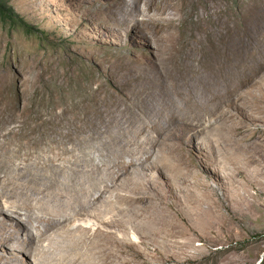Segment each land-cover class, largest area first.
<instances>
[{
    "label": "rangeland",
    "instance_id": "obj_1",
    "mask_svg": "<svg viewBox=\"0 0 264 264\" xmlns=\"http://www.w3.org/2000/svg\"><path fill=\"white\" fill-rule=\"evenodd\" d=\"M0 1L11 8L16 16L13 24L0 21V131L7 134L8 141L16 144V149L17 145L24 146L28 152L37 155L61 151V143L77 132L96 103L105 102L101 107L107 109V104L113 102L115 97H118V101L124 99L125 94L116 91V85H119L116 81L120 80L121 84L125 82L126 68L137 65L134 59L141 64L157 54L164 59L163 70L170 74L163 82L166 81V90L169 88V104L177 101L176 110L171 114L170 105H165V110L160 104L152 107L149 103L147 108L136 107L137 103L143 105L142 99L133 97L129 104L136 115H133L131 122L147 116L144 124L149 119L146 126L152 127L161 118L162 122L157 125H165L166 128L170 125L164 137L171 142L172 136H175L172 131L174 127L191 119L193 112L190 114V110L199 111L203 120L199 124L202 132L194 142L196 155L192 151L187 152L186 156L180 154L185 166L192 168L199 163L205 168L211 166L209 156L215 153L214 138H218L219 133L226 135L227 126L232 129L229 133L232 142L226 144L224 140H219L223 146L229 145V149L228 152L216 150L220 172L224 173L221 176L229 178L228 183L225 182L226 178L223 183L207 178L204 175L208 173H198L200 170L194 168L198 175L203 176V180L200 178L198 182L202 180L206 183L197 186L192 179L182 187L188 196L186 202L191 201L190 204L173 206L172 199L165 204L166 212L176 219L177 230L184 234L178 236V240L186 245L180 249L171 247L169 251H158L156 259L159 264H264V67L252 72L250 81H244L243 77L237 81V85H231L230 98L221 105L202 95L195 97L189 94L190 86L182 85L184 81L176 75L187 66H192L193 71L204 70L209 75L213 55L225 45L227 35L232 36L233 55L242 57L243 46L234 40L233 35L240 32L242 22L249 23L261 13L264 15V0ZM124 1L128 7L137 6L142 11L140 22L145 16L164 19L149 31L151 36L152 33L154 37L158 35L150 48L143 41L145 32L134 29L125 31L122 45L114 44L109 38L104 25L113 16L120 19L119 9L125 5ZM260 45L264 47V40ZM178 86H184L185 92L178 90ZM187 98L197 99L202 106L189 108ZM213 113L214 116H210ZM222 114L227 115L226 122L220 118ZM174 115L178 120L170 124ZM90 118L92 122L98 121ZM4 119L12 122L9 130L3 128ZM153 130H150L151 136L155 135ZM100 143L97 140L91 145L97 148ZM159 144L154 146L159 159L153 164L161 167L164 165L162 153L165 148ZM66 146L71 148L72 145ZM87 150L88 146L82 149ZM2 151L1 156L10 153ZM112 151L116 153L115 149ZM100 154L95 151L90 152L89 156L95 159V164L100 165V175H103L107 171L103 160L105 151ZM175 156L179 157V154ZM35 160L33 158V162ZM129 161L127 157L126 162L120 163V169ZM16 164L17 161L9 166L14 169ZM27 167L34 168L31 164ZM137 173L142 172L130 173V179L137 177ZM98 177L93 175L91 182L87 179L86 186H90ZM122 177H128V173H123ZM8 180L1 177L0 202L4 206L20 201V196L30 191L28 187H2L3 182ZM63 181L67 184L70 179ZM61 193L62 185H55L45 194ZM112 195L115 196V193ZM195 201L199 202L198 213L191 214ZM30 213L24 210L19 216L13 215L9 221L13 227L17 222L25 224L26 227L16 235L23 244L29 242L31 230L37 233L46 226L36 220L28 221ZM82 222L85 221H75L77 224ZM131 236L139 241L137 234ZM17 240L0 245V255L6 257L7 247L17 244Z\"/></svg>",
    "mask_w": 264,
    "mask_h": 264
},
{
    "label": "bare ground",
    "instance_id": "obj_2",
    "mask_svg": "<svg viewBox=\"0 0 264 264\" xmlns=\"http://www.w3.org/2000/svg\"><path fill=\"white\" fill-rule=\"evenodd\" d=\"M124 3L125 5L119 9L120 19H115L113 16L104 25L109 38L114 44H121L125 31L134 29L137 30L136 32H145L143 41L150 48V44L158 35L154 37L152 33L151 36L149 31L152 30L153 25H159L157 22L164 19L145 16L140 22L139 16L142 15V11L137 6L128 7L126 1ZM242 25L240 32L233 35L234 40L243 46L242 57L236 58L233 55L232 36L227 35L224 40L225 45L213 55L209 75H206L204 70L193 71L192 66H187L176 74L184 81L182 85L190 86L189 94H194L195 97L202 95L203 98L221 105L230 98L233 89L230 88L231 85H237V81L243 77H245L244 81H250L252 79L250 74L264 67V47L260 45L264 40V15L261 13L249 23L242 22ZM158 31H161L160 28ZM249 57H252V60H249ZM134 60L137 65L125 67L123 84L115 78L116 82H119L116 91L125 94L124 99L118 101V97L112 98L114 101L107 104V109L101 107L105 102L96 103L77 132L72 133L66 142L61 143L63 145L61 151L37 155L35 152H28L24 146L17 145L18 149H16V144L8 141L7 134H4L3 130L0 131V150L10 152L5 156L0 155V183L1 177L9 179L8 182H3L2 187L9 186L12 189L28 187L30 190L24 196H20V201L10 203L9 206H4L0 202L2 217L0 245H7L9 241L17 240L18 232L26 227L22 222H17L14 227L10 225L9 221L13 215L19 216L22 211L29 210L31 213L27 218L28 221L36 220L39 224H46L42 231L35 233L31 230L28 243L23 244L17 240V244L7 247L6 257L0 255V263L159 264L156 259L158 251L163 249L169 251L171 247L178 249L185 247L186 243L178 240V236L184 234L180 229L177 230L176 219L166 212L165 204L171 199L173 206L190 204L191 201L186 202L188 196L182 187L192 182V179L197 186L206 183L202 181L203 176L198 175L195 169L200 170L198 173L205 171L208 174L204 176L214 181H225L223 179L226 177L221 176L224 173L220 172L221 166L216 150L228 152L229 145L223 146L219 140H224L226 144L231 143L229 133L232 129L226 125V135L219 133L218 138H214L215 153H212V157L209 156L211 166L205 168L199 162L193 168L185 166L180 154L184 153L186 156L190 151L195 154L194 142L202 132L199 130V124L203 118L199 111L190 110V114L193 112L191 119L174 127L172 131L175 132V136H172L171 142L169 138L164 137V132L170 125L167 124L169 125L167 128L165 125H157L162 122L161 118L157 119L156 125L152 127L146 126V121L149 119H146L144 124V118L147 116L131 122L136 115L135 112V115L133 114V108L129 104L133 97L142 99L143 105L137 103L136 107L147 108L149 104L152 107L160 104V107L165 109V105H170L171 114H174L177 103L176 101L171 105L168 102L169 88L166 90L164 83L166 81L163 82V79H167L170 74L162 68L164 59L156 54L146 62L142 60L144 63L141 64L137 59ZM183 87L178 86L177 89L185 92ZM186 103L189 108L202 106L197 99H188ZM210 116H214V113ZM90 117L98 121L92 122ZM220 118L227 121L225 114ZM177 120L174 115L169 122L175 124ZM2 122L4 129L9 130L12 126V122L7 119ZM224 126L220 128L223 129ZM153 127L156 129L153 130ZM136 129L139 131H135ZM150 130H153L154 136H151ZM107 138L111 141H106ZM97 140L101 143L95 148L91 143ZM68 144L72 145L71 148L66 146ZM157 144L165 148V152L162 153L164 165L161 167L153 164L159 159V154H156L158 151L154 147ZM85 146H88V150L82 151ZM114 149L116 153H113ZM95 151L101 154L105 151L103 160L107 165V171L103 175H100V165L95 164V159L90 158V152ZM175 154H179V157ZM127 157L130 161L120 169V163L126 162ZM33 158H36L34 162ZM16 161L15 168L11 169L9 165ZM148 162L151 164H146ZM29 164L34 168L29 169L27 167ZM88 166L91 168L88 169ZM136 171L142 173H137V177L130 179V173ZM123 173H128V177H122ZM93 175L99 177L93 180L90 186H86V181H90ZM65 178L70 179V182L64 184ZM200 178L202 180L198 182ZM225 182L228 183L229 178H226ZM55 185H62L63 193L46 195L45 193ZM114 193L115 196L112 195ZM41 195L44 197L40 198ZM197 199L200 200L199 197ZM198 204L199 202H194L191 214L198 213ZM186 212L189 214L188 211ZM76 220L85 222L77 224ZM133 233L137 234L139 241L133 239L131 236ZM21 253H24L23 256Z\"/></svg>",
    "mask_w": 264,
    "mask_h": 264
},
{
    "label": "trees",
    "instance_id": "obj_3",
    "mask_svg": "<svg viewBox=\"0 0 264 264\" xmlns=\"http://www.w3.org/2000/svg\"><path fill=\"white\" fill-rule=\"evenodd\" d=\"M15 18L16 16H14L12 9L6 7L5 4L0 1V21L13 24Z\"/></svg>",
    "mask_w": 264,
    "mask_h": 264
}]
</instances>
